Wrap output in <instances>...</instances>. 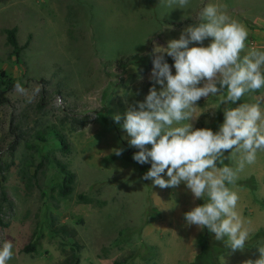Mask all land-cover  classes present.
<instances>
[{"label": "rangeland", "instance_id": "rangeland-1", "mask_svg": "<svg viewBox=\"0 0 264 264\" xmlns=\"http://www.w3.org/2000/svg\"><path fill=\"white\" fill-rule=\"evenodd\" d=\"M203 1L227 4L229 15L248 30L246 46L264 49V0H190L185 9H169L160 0H0V72L20 82L29 95L39 86L31 103L15 90L4 94L8 103L0 107V157L11 161L7 147L12 140V118L33 108L45 90L54 92V97L30 127H56L66 135L71 153L62 156L58 143L51 139L40 144V154L52 151L76 173L69 200L56 203L47 196L56 179L52 167L44 168L27 191L19 172L28 152L19 143L13 156L15 166L4 174L3 184L13 205L3 216L9 227L0 228V243L6 239L14 243V255L7 264H60L69 257L61 251L60 240L50 235L51 214L58 224L75 229L83 242L78 264H112L123 259L127 264H190L200 253L205 229L187 225L183 214L204 201H194L183 184L161 189L143 180L151 165L132 159L138 149L129 145L123 119L116 123L113 117H123L129 106L144 101L154 84V45L166 47L170 40L179 39L183 29L197 23ZM13 27L20 45L31 35L21 52L24 68L10 56L5 30ZM210 42L211 38L205 40L203 46ZM164 58L174 65L171 57L165 54ZM249 100L246 95L237 104ZM218 104V97L201 98L198 106L205 113L193 122L194 127L218 131L224 105L215 115L207 112ZM74 120L86 121V125ZM114 149L124 151L116 156ZM225 163L234 166L233 161ZM237 183V210L251 220L247 225L251 235L244 251L222 250L213 264L256 259V246L264 243V153L258 154L255 165L246 167ZM77 194L94 203H76ZM36 229L43 235L37 252H21ZM208 238L214 239V234Z\"/></svg>", "mask_w": 264, "mask_h": 264}, {"label": "clouds", "instance_id": "clouds-1", "mask_svg": "<svg viewBox=\"0 0 264 264\" xmlns=\"http://www.w3.org/2000/svg\"><path fill=\"white\" fill-rule=\"evenodd\" d=\"M189 4L190 0H160L169 9ZM248 35L246 26L229 15L227 4H204L198 22L183 29L179 39L166 47L154 45V84L144 101L129 106L123 117H113L116 123L123 119L129 145L138 149L132 159L151 165L142 179L161 189L183 184L194 201L203 200L183 214L187 225L206 228L231 253L244 251L251 235L247 227L251 220L237 210V182L264 153V49L246 46ZM209 38L211 42L203 46ZM193 44L201 46L190 47ZM165 54L174 65L165 61ZM14 90L31 103L39 86L32 95L20 82ZM246 95L250 100L237 104ZM210 97L219 98L218 106L207 111L212 115L224 105L223 123L216 132L193 123L205 113L198 102ZM123 151L113 150L116 156ZM13 248L12 240L0 243V264L13 258ZM256 248L258 258L242 264H264V243Z\"/></svg>", "mask_w": 264, "mask_h": 264}, {"label": "trees", "instance_id": "trees-1", "mask_svg": "<svg viewBox=\"0 0 264 264\" xmlns=\"http://www.w3.org/2000/svg\"><path fill=\"white\" fill-rule=\"evenodd\" d=\"M5 33L6 41L11 47L10 56L14 57V63L21 65L24 68L25 62L22 60L21 52L28 47L31 35H28L24 44L20 45L16 38V27L6 29ZM16 82L18 81L13 77L7 75L5 72H0V107L3 106V104L8 103V99L4 94L14 91V85ZM57 92L59 94V91ZM53 97L54 92L50 94L45 90H42L39 99L34 103L33 108L29 109L27 107L19 111L17 116L12 118L10 122L9 134L11 135L12 140L8 144L7 151L11 157V161L9 163L4 162L0 157V228L2 229H7L9 227V222L3 217L5 210L10 211L13 208L12 201L3 185L5 181L4 174L15 166L13 156L16 147L21 141L28 152L25 159V165L19 172L20 179L23 182L25 189L29 191L37 183L38 176L42 173L44 168L52 167L56 172V179L54 185L50 187L47 196L56 201V203L72 198L74 192L73 183L76 180V173L69 168L67 163L58 159L52 151H47L45 154L41 155L39 148L40 144H47L51 139H54L59 145L58 150L62 156H67L71 153V145L66 135L53 126L42 129L30 127L32 119L39 115ZM74 122L77 124L79 123V126L86 125V121L80 123L79 121L74 120ZM60 123H63V121ZM37 157H39V161H36ZM41 196L46 197L43 191L41 192ZM75 201L78 204L85 205L94 203L92 198L83 194H77L75 196ZM48 229L52 237L60 240L58 245L61 251L63 253H69V257L60 264H78L84 244L78 237L76 230L64 224H58L56 217L52 214L49 217ZM208 235L209 232L205 228L200 253L190 264H213L218 253L225 250L222 242L210 239L208 238ZM42 237L43 235L38 234V230L36 229L31 240L22 248L21 252L25 254L37 252ZM218 244H220V246H218ZM215 249H218V251L214 252ZM112 264H127V259L115 260Z\"/></svg>", "mask_w": 264, "mask_h": 264}, {"label": "crops", "instance_id": "crops-1", "mask_svg": "<svg viewBox=\"0 0 264 264\" xmlns=\"http://www.w3.org/2000/svg\"><path fill=\"white\" fill-rule=\"evenodd\" d=\"M203 5H204V1L200 4V8L203 7ZM197 10H199V9H197Z\"/></svg>", "mask_w": 264, "mask_h": 264}]
</instances>
